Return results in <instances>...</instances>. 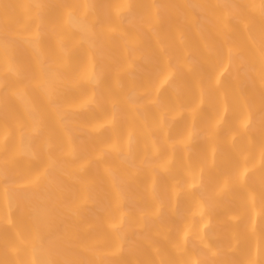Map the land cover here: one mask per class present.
<instances>
[{
	"label": "bare ground",
	"instance_id": "1",
	"mask_svg": "<svg viewBox=\"0 0 264 264\" xmlns=\"http://www.w3.org/2000/svg\"><path fill=\"white\" fill-rule=\"evenodd\" d=\"M0 264H264V0H0Z\"/></svg>",
	"mask_w": 264,
	"mask_h": 264
}]
</instances>
